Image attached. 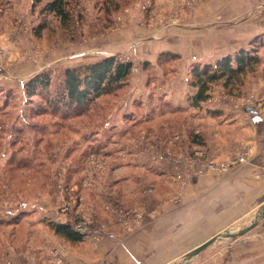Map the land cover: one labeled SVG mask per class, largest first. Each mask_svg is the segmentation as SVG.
Here are the masks:
<instances>
[{
  "label": "rangeland",
  "instance_id": "obj_1",
  "mask_svg": "<svg viewBox=\"0 0 264 264\" xmlns=\"http://www.w3.org/2000/svg\"><path fill=\"white\" fill-rule=\"evenodd\" d=\"M46 1L33 5V0H0V63L4 67L0 72V118L4 122L0 125V264H41L43 254L47 264H52L51 259L58 264L75 248L97 247L113 233H118L117 243L129 240L166 213L167 259L147 263L179 264L187 251L219 232L248 226L264 197L239 199L234 217L186 213L182 207L194 181L214 174L198 172L199 151L217 163L232 162L233 170L246 161L238 160V153L246 147L240 145L236 157L218 159L188 145V132L193 131L188 112L167 114L171 105L164 97L165 85L174 77L191 86L193 65L234 55L230 27L236 25V34H242L246 20L264 17V0H71L72 19L67 24L41 12ZM155 45L164 49L159 52ZM197 47L201 52L193 62L194 55L186 53L197 52ZM261 50L264 58V47ZM168 52L177 57L159 62ZM109 55L132 61V73L124 87L102 96L84 110L86 114L76 116L83 109L78 107L52 112L41 96L28 97L24 85L36 73L46 70L51 74L53 94L66 67ZM227 94L241 97L243 87L230 93L223 84H216L203 104L213 106ZM135 101L141 102L139 115L154 112V118L132 123L138 120ZM243 101L246 108H254L252 98ZM141 151L157 162L156 168L141 164L136 172L128 164ZM157 189L163 193L152 209L134 197L138 190L152 194ZM53 223L70 225L81 240L71 244L55 233ZM191 223L194 229H187V237L171 235ZM257 239L262 240V253L256 245L251 258L264 264V217L239 237L213 242L187 264L228 254L244 244L251 248Z\"/></svg>",
  "mask_w": 264,
  "mask_h": 264
},
{
  "label": "crops",
  "instance_id": "obj_2",
  "mask_svg": "<svg viewBox=\"0 0 264 264\" xmlns=\"http://www.w3.org/2000/svg\"><path fill=\"white\" fill-rule=\"evenodd\" d=\"M241 27L242 34H236V25L231 26L229 29V32L233 35L229 36L233 37L229 44L234 52L238 51L235 50L236 48L241 49L244 45L248 46L251 40L264 34V17H258L257 15L254 18L251 17ZM169 45L167 41V50L170 48ZM155 47L159 52L164 49V46L161 45H155ZM199 49L197 47V52L186 53L194 55L193 62L196 61L197 54L201 52ZM189 64V61L185 62L187 68H190ZM3 70V64L0 63V72H3ZM172 79L170 82L167 81V85H165L167 88L163 86L161 92L164 95L167 89V96L165 95L164 98L166 100L167 97V103L171 107L188 112L189 127L194 132L197 131L196 133L201 134L203 142H195L188 136L189 140L186 139L188 145L205 149L210 152L212 157L218 159L236 157L240 145L245 146L248 150L246 161L239 163L233 170L231 169L223 176L214 173L206 175L201 181V178L194 181L195 186L187 190L182 207L187 208L186 213L208 212L218 215L216 218L225 214H231L234 217L238 210L239 199L264 197V64L258 71L248 77L243 86L241 97L232 96L233 94H227L225 97L220 96L215 105L207 108L204 104L200 109L192 108L189 100L191 95L196 92V88L186 86L179 76ZM246 98L253 99V109L245 107L243 99ZM132 157L133 160L131 159L128 164L132 163L131 166H134L135 171L138 168L140 169L141 164H144L147 168L157 167V162L154 163L147 152L141 151L137 153V156L132 155ZM165 176L160 175V177ZM212 176H215V178ZM151 179L150 181L156 180V178ZM161 193H163V190L160 189L152 194L145 192V190L144 192L138 190L134 197H138V203H144L152 209L156 203V197L160 196ZM169 219L171 220V217ZM197 219L203 220L201 217H197ZM193 225L192 223L190 226L184 224L179 228V231L171 233V235L177 234L176 238H180L184 234L186 236L189 227L194 229ZM182 229L183 232H180ZM117 234L113 233L112 237L107 238L105 242L97 247L87 248L86 250L75 248L69 255L62 256L63 260L58 264H149L147 262L156 259H167L164 256L167 237H169L167 236V213L129 240L117 243ZM191 234H194V232ZM259 241L262 240L257 239L251 248L247 247L248 244H244L228 254L216 257L210 256V258H204L203 261L198 260L196 264H258L260 259L254 256L251 258V252L253 249L257 250L256 245H258L259 254L262 253L261 242ZM75 243L77 244L78 241L71 244ZM150 247H152V252L149 251ZM157 252L160 253V256L155 255ZM44 255L39 259L41 264H47ZM51 261L52 264H55L53 259Z\"/></svg>",
  "mask_w": 264,
  "mask_h": 264
},
{
  "label": "trees",
  "instance_id": "obj_3",
  "mask_svg": "<svg viewBox=\"0 0 264 264\" xmlns=\"http://www.w3.org/2000/svg\"><path fill=\"white\" fill-rule=\"evenodd\" d=\"M42 1L33 0V5L40 4ZM70 2L71 0H47L41 7V12L53 14L61 22L67 24L72 19L68 8ZM39 27L41 28L42 25ZM40 30L38 29V31ZM263 47L264 34L251 40L249 48H242L234 55L223 56L215 63L193 65L190 70V84L196 88V92L190 97V106L194 109H200L203 103L210 98V91L216 84H223L230 93L233 92L234 88H242L248 77L258 71L263 65L264 58L261 53ZM174 57L176 58L177 56L169 52L163 53L160 56V61H158L163 62L161 61L162 59H167L168 61V59ZM132 70V61H122L117 55H109L97 61L66 67L62 74V82L55 85L53 94H50L53 83L52 76L46 70L33 75L24 86L29 98L41 96L46 108L51 109L52 112L56 110L66 112L76 107L83 108L77 110V116L86 114L84 110L89 108L94 102L96 103L102 96L116 93L124 87ZM167 73L170 72L167 71ZM140 104L141 102L135 101L134 112H136L135 116H138V120L132 123L140 124L145 122V120L148 121L154 118V112L144 117L139 115V111H142ZM167 104L170 105L169 103ZM183 111L180 108L171 107L170 111L167 110V114L181 113ZM36 114L42 115L43 112ZM16 118L19 119L18 116ZM0 125H4L1 118ZM19 130L21 129L18 128ZM188 136L195 142L203 143L201 134L194 132V130L189 131ZM51 226L55 233L64 239L72 242L81 240V235L75 232L70 225L53 223Z\"/></svg>",
  "mask_w": 264,
  "mask_h": 264
},
{
  "label": "water",
  "instance_id": "obj_4",
  "mask_svg": "<svg viewBox=\"0 0 264 264\" xmlns=\"http://www.w3.org/2000/svg\"><path fill=\"white\" fill-rule=\"evenodd\" d=\"M262 217H264V204L258 210L257 214L254 216V218L252 219L251 223L248 226H246L244 228H239V229H236V230H226L224 232H219L218 234L212 236L208 240H206V241L202 242L201 244L197 245L193 249L187 251L184 254L183 261L180 262L179 264H187V263H189V261H191L194 257H196L199 254L200 251H202L203 249L208 247L213 242H216V241H218L220 239H228V238L239 237V236L245 234L250 229H252L255 225H257V223L259 222V220Z\"/></svg>",
  "mask_w": 264,
  "mask_h": 264
},
{
  "label": "built area",
  "instance_id": "obj_5",
  "mask_svg": "<svg viewBox=\"0 0 264 264\" xmlns=\"http://www.w3.org/2000/svg\"><path fill=\"white\" fill-rule=\"evenodd\" d=\"M247 149H243L242 153H238V160L244 161L246 160L244 157H246ZM200 158V166L198 167V172L202 173L205 170L212 171L214 173H227L230 168L232 167V162H221L217 163L216 161L206 158V153L204 151H199L198 155ZM197 159V158H196ZM198 160V159H197Z\"/></svg>",
  "mask_w": 264,
  "mask_h": 264
}]
</instances>
